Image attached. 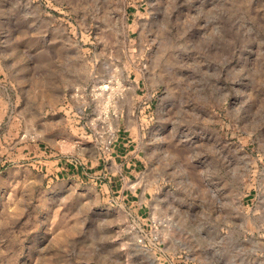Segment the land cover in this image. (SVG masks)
Masks as SVG:
<instances>
[{
    "label": "rangeland",
    "instance_id": "obj_1",
    "mask_svg": "<svg viewBox=\"0 0 264 264\" xmlns=\"http://www.w3.org/2000/svg\"><path fill=\"white\" fill-rule=\"evenodd\" d=\"M0 264H264V0H0Z\"/></svg>",
    "mask_w": 264,
    "mask_h": 264
},
{
    "label": "crops",
    "instance_id": "obj_2",
    "mask_svg": "<svg viewBox=\"0 0 264 264\" xmlns=\"http://www.w3.org/2000/svg\"><path fill=\"white\" fill-rule=\"evenodd\" d=\"M122 139H124V137H122ZM120 142H123V140H121ZM123 145H126L125 142H123ZM138 161H139V156L137 154L135 155L127 154L124 156H120L119 154H116L115 156L105 161V167L103 171L105 176L109 178V181L113 180V178L116 177L117 175H123L124 177H127L126 174L128 173L132 174L133 171H136ZM63 169L71 170L73 173H75L76 171L75 168H73V166L70 168H63ZM80 173L81 172L77 170V174ZM122 189L123 191H119V193L123 194L127 192V190H125L124 188ZM123 197L126 199L128 198L126 195H123ZM139 199H141L140 206L143 207L142 204L144 203V200L142 198ZM128 203H132V201H128Z\"/></svg>",
    "mask_w": 264,
    "mask_h": 264
}]
</instances>
